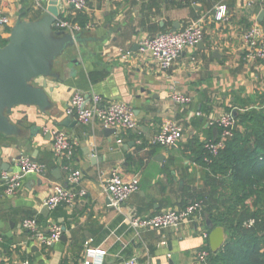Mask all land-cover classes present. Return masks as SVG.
<instances>
[{
  "label": "crops",
  "instance_id": "crops-1",
  "mask_svg": "<svg viewBox=\"0 0 264 264\" xmlns=\"http://www.w3.org/2000/svg\"><path fill=\"white\" fill-rule=\"evenodd\" d=\"M63 2L59 0L60 7ZM46 4L47 0L40 8L33 0H0V8L11 19L10 27L0 29V36L7 39L18 18H40ZM222 4L225 18L216 20L215 10ZM262 10L257 1L247 10L242 0H88L81 12L68 7L66 18L93 22L91 29L81 31L89 39L70 46L53 62L60 78L46 79L50 106L44 112L33 105L15 106L8 117L19 133L0 134V155L11 169L20 154L47 167L44 176L25 175L13 196L3 193L0 181V235L12 239L9 257L0 248L2 264L22 259L36 264H82L88 247L101 251L91 257L92 264H122L130 256L144 264H199L196 251L205 245L210 249L202 233H210L203 198L211 186L195 157L201 144L219 133L208 123L210 118L243 106L264 105V60H248L242 40V33L255 20L264 29V17L258 18ZM193 22L201 24L203 38L184 49L167 70L160 69L151 51L139 45L143 37ZM172 89L186 95L188 104H173ZM75 92L127 103L140 133L105 132L110 127L98 121L81 124L65 111ZM165 120L180 124V140L168 148L148 144ZM52 128L65 130L76 141L69 161L82 172L85 194L72 207L60 205L45 212L43 202L54 184L66 185V171L51 150ZM114 167L125 178H139L138 190L119 207L103 190ZM196 200L202 202V218L177 227L137 229L130 223L132 217L179 209ZM26 217L36 218L44 229L50 222L59 224L65 239L60 237L49 247L34 244L21 227ZM249 222L253 219L244 224L250 226Z\"/></svg>",
  "mask_w": 264,
  "mask_h": 264
},
{
  "label": "built area",
  "instance_id": "built-area-1",
  "mask_svg": "<svg viewBox=\"0 0 264 264\" xmlns=\"http://www.w3.org/2000/svg\"><path fill=\"white\" fill-rule=\"evenodd\" d=\"M256 1L264 10V0H242V4L247 10H252ZM46 0H33L36 7L42 8ZM88 0H64L60 7L63 19H55L54 29L75 33L88 30L93 27V22L86 21L83 24L66 18L65 12L68 7L81 12L86 9ZM226 15V6L219 5L215 10V19L222 20ZM11 19L5 11L0 8V29L8 28ZM203 38V29L199 22H193L178 30H168L159 32L153 36L143 37L139 45L151 51L158 66L162 70H167L173 62L180 56L186 48L194 47ZM3 38L0 36V41ZM242 40L245 45L246 57L248 60H264V29L255 20L242 33ZM1 46V44H0ZM129 54V52H126ZM170 100L175 105H186L189 98L172 89ZM65 111L74 114L77 121L81 124H88L98 121L104 127L119 129L121 131H134L140 133L137 118L130 105L123 101L109 100L98 93L75 92L68 101ZM200 115V112H196ZM210 125L218 127L219 133L213 140L205 143L204 147L209 154L216 155L224 145L226 139L232 136L234 128V117L231 112L221 113L215 118L208 120ZM51 136V150L54 157L66 171V185L54 184L53 191L45 198L43 204L53 209L57 206L72 207L78 198L85 194L81 187L82 172L79 168L72 166L69 161L74 153L76 141L69 134L60 128L49 130ZM182 129L176 120H165L161 123L155 134L147 139L148 144H155L161 147H171L180 140ZM47 167L44 163L33 160L32 158L20 154L14 159V166L11 170L0 171V181L3 185V193L13 196L22 187V179L27 174H37L44 176ZM139 187L137 175L125 178L117 167L110 170L108 177L104 181L103 190L109 196L114 207H119L131 194L136 192ZM203 205L199 200L187 203L179 209H164L146 217H132L130 223L137 229H161L177 227L183 222L192 218L201 217ZM202 218V217H201ZM251 222H249V225ZM21 227L25 229L28 240L41 247H49L58 241L62 234V227L50 222L46 229L42 228L36 218H23ZM209 233L204 231L203 238L208 239ZM101 253L97 248L88 247L82 264H92V256ZM210 249L207 245L195 253V259L199 264H212L210 261ZM17 264H36L28 259H22ZM122 264H144L138 257L130 256L125 258Z\"/></svg>",
  "mask_w": 264,
  "mask_h": 264
},
{
  "label": "trees",
  "instance_id": "trees-1",
  "mask_svg": "<svg viewBox=\"0 0 264 264\" xmlns=\"http://www.w3.org/2000/svg\"><path fill=\"white\" fill-rule=\"evenodd\" d=\"M201 145L195 160L205 168L211 186L203 198L206 217L226 234L220 249H210L211 263L264 264V105L235 110L232 136L216 155ZM249 218L253 223L246 226ZM11 243L0 235L7 257Z\"/></svg>",
  "mask_w": 264,
  "mask_h": 264
},
{
  "label": "water",
  "instance_id": "water-1",
  "mask_svg": "<svg viewBox=\"0 0 264 264\" xmlns=\"http://www.w3.org/2000/svg\"><path fill=\"white\" fill-rule=\"evenodd\" d=\"M263 17L264 10L258 18L261 20ZM57 18L63 19L59 0H47L45 13L40 18L31 21L18 18L6 42L0 46V134L4 136L19 133L18 126L8 117L15 106L33 105L41 112L50 106L46 79L60 78L59 73L52 69L53 62L70 46L89 39L83 37L81 31L70 33L55 30L53 27ZM52 91L53 88H49V92ZM232 116H235V110ZM104 131L114 132L116 129L106 128ZM156 159L162 160V156ZM0 170H11L1 155ZM46 210L45 206L43 211ZM206 224L210 231L209 247L215 252L223 246L226 234L222 226H213L209 218ZM61 239H65L63 234Z\"/></svg>",
  "mask_w": 264,
  "mask_h": 264
}]
</instances>
